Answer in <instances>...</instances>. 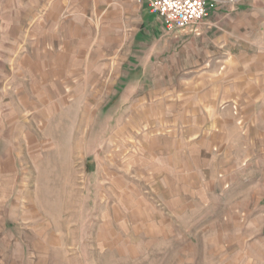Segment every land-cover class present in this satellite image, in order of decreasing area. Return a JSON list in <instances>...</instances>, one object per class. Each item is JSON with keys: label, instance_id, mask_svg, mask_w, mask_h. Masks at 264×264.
Instances as JSON below:
<instances>
[{"label": "crops", "instance_id": "crops-1", "mask_svg": "<svg viewBox=\"0 0 264 264\" xmlns=\"http://www.w3.org/2000/svg\"><path fill=\"white\" fill-rule=\"evenodd\" d=\"M150 1L0 0V180L9 191L26 178L16 170L28 147L44 144L38 123L88 91L95 64L158 60V118L142 124L163 134L141 133V164L133 160L143 196L130 214L123 201L107 214L139 217L143 244L178 240L179 219L218 211L235 186L239 197L264 195V144L246 142L264 133V0H209L202 22L174 31Z\"/></svg>", "mask_w": 264, "mask_h": 264}, {"label": "rangeland", "instance_id": "rangeland-1", "mask_svg": "<svg viewBox=\"0 0 264 264\" xmlns=\"http://www.w3.org/2000/svg\"><path fill=\"white\" fill-rule=\"evenodd\" d=\"M108 58L95 64L88 91L38 123L44 144L28 147L29 162L16 170L26 178L16 180L15 191L0 180V264H264V195L239 197L237 186L218 211L179 219L178 240L143 244L135 213L133 221L108 220L114 206L123 201L128 215L143 196L134 170L140 134H163L142 124L158 118V60ZM255 108L251 123L259 119ZM247 135L258 149L264 144V133Z\"/></svg>", "mask_w": 264, "mask_h": 264}, {"label": "built area", "instance_id": "built-area-1", "mask_svg": "<svg viewBox=\"0 0 264 264\" xmlns=\"http://www.w3.org/2000/svg\"><path fill=\"white\" fill-rule=\"evenodd\" d=\"M209 0H151V10L165 22L168 31L203 21L209 15Z\"/></svg>", "mask_w": 264, "mask_h": 264}]
</instances>
